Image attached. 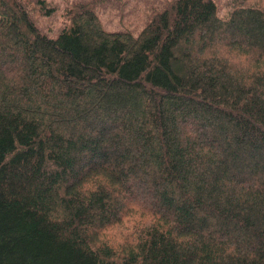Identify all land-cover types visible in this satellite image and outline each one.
<instances>
[{"label": "trees", "instance_id": "16d2710c", "mask_svg": "<svg viewBox=\"0 0 264 264\" xmlns=\"http://www.w3.org/2000/svg\"><path fill=\"white\" fill-rule=\"evenodd\" d=\"M101 1L50 37L0 0V264H264V8L166 0L134 35Z\"/></svg>", "mask_w": 264, "mask_h": 264}, {"label": "rangeland", "instance_id": "374dc122", "mask_svg": "<svg viewBox=\"0 0 264 264\" xmlns=\"http://www.w3.org/2000/svg\"><path fill=\"white\" fill-rule=\"evenodd\" d=\"M34 24L40 31L50 37L57 33L67 24L65 13L66 4L77 0H45L46 7H53L52 13H47L39 7V0H24ZM36 1V2H35ZM166 0H102L95 8L99 21L107 31L128 30L134 35L138 34L149 21L151 15L162 8ZM217 12L225 16L234 6L252 5L264 8V0H214ZM140 213H135L125 218L121 223L112 225L101 230L97 239L107 240L114 246L125 243L135 229V223L141 219Z\"/></svg>", "mask_w": 264, "mask_h": 264}]
</instances>
